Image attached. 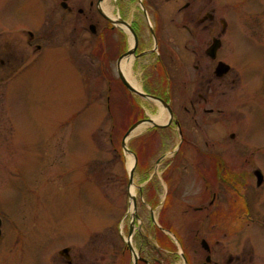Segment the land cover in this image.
Returning <instances> with one entry per match:
<instances>
[{"label": "flooded vegetation", "instance_id": "obj_1", "mask_svg": "<svg viewBox=\"0 0 264 264\" xmlns=\"http://www.w3.org/2000/svg\"><path fill=\"white\" fill-rule=\"evenodd\" d=\"M44 1L55 23L51 20L43 30L38 25L23 27L0 19V29L6 26L16 35L5 36L0 31V193L5 187L14 193L29 187L18 171L26 142L10 109L11 100L18 98L17 88L29 83L34 71L52 62V47L68 43L72 56L81 55L92 64L91 83L98 100L108 104L113 129L118 118L125 117L123 130L128 132L163 112L164 127L146 131L156 136L159 145L167 146L172 138L175 141V161L165 160L164 155L157 160L164 166L163 179L170 183L181 167L190 180L196 179L194 184H202L201 200L188 210L205 214L208 229L202 235L197 230L191 237L194 229L182 231L178 224L165 225L160 213L162 224L155 227L154 239L166 238L168 248H183L187 264H255L256 250L232 253L224 249V230L228 225L243 224L246 217L243 225L264 235V208L256 211L254 207L259 197L264 199V147L249 134L251 127L264 131V55L221 54L229 27L227 6L220 8L218 0L216 4L213 0ZM87 76L90 79L89 73ZM66 124V115H61L62 140ZM48 134L41 150L42 165L34 183L30 182L37 189L43 182H52V157L59 153L62 161L64 155L63 144L57 154L56 149L51 154ZM19 180H23L21 184ZM168 193L171 195L170 190ZM3 200L0 195V264H32L27 241L30 225L4 213ZM219 205L218 212L214 209ZM230 205L240 207L236 213L232 211L236 217L231 224ZM196 219L193 216L190 221L196 223ZM216 221L220 233L213 226ZM172 229L177 241L164 231ZM159 231L164 234L158 236ZM142 242L137 264H158L159 259L150 257L147 235ZM199 245L205 254L201 263ZM167 250L182 258L179 251ZM72 252L70 247L59 251L62 263L83 264L82 256L74 257ZM260 256L264 264V254Z\"/></svg>", "mask_w": 264, "mask_h": 264}, {"label": "rangeland", "instance_id": "obj_2", "mask_svg": "<svg viewBox=\"0 0 264 264\" xmlns=\"http://www.w3.org/2000/svg\"><path fill=\"white\" fill-rule=\"evenodd\" d=\"M262 2L218 0L220 8L227 6L225 16L229 23L222 55H264ZM46 5L44 0H0V19L23 27L38 25L43 30L51 20L55 23ZM1 30L2 35L16 36L6 26ZM71 50L68 43L55 44L50 53L52 62L34 71L30 82L17 88L18 98L11 100L10 109L26 142L18 171L23 180L27 178L29 187L16 193L5 187L0 193L4 199L1 208L13 220L30 225L27 241L33 252L29 259L32 264H63L59 251L66 247L73 249L74 257L81 255L83 264H134L135 258L123 240L129 238L131 225L134 228L131 242L138 255L142 253L139 247L143 236L147 235L151 259H159L158 264H184L182 258L174 257L167 250L182 253L184 249L168 248L166 238L154 239V229L162 224L161 213L165 225L176 227L178 224L182 231L194 229L191 237L197 230L202 235L208 229L205 214L188 210L201 200L202 184H194L196 179L190 180L189 173L181 167L178 173L172 174L170 183L163 179L166 177V173L162 174L164 166L157 164V160L164 155L165 160L175 161V141L172 138L167 146L159 145L153 133L144 134L150 126L144 127L143 132L137 131L127 142V147L141 159L134 183L129 184L131 155L122 148L127 120L118 118L117 128L113 129L107 115L108 105L98 100L91 83L92 64L86 58L82 60L81 55L72 56ZM88 73L90 79H87ZM61 115L67 117L63 140L59 129ZM7 116L3 113V118ZM47 132L51 133V154L54 155L55 149L57 154L63 144L64 155L62 161L59 153L52 157V182L48 185L43 182L37 189L30 182L34 183V176L42 165L41 150L49 135ZM249 134L264 147V131L251 127ZM145 188L151 191L141 194ZM168 190L171 195L168 193L167 208L161 211ZM129 193L136 196L137 209ZM259 198L254 206L256 211L264 208V199ZM220 205L214 210L219 212ZM151 207L158 209L151 211ZM238 209L230 205L229 224L236 217L232 211L236 213ZM193 216L198 222L190 221ZM242 219L244 223H241L246 224V217ZM214 223L216 232L220 233L217 221ZM243 224L228 225L224 230V249L232 253L256 250L255 264H262L264 235ZM167 231L176 236L173 229ZM184 233L189 238L188 232ZM163 234L159 231L158 236ZM200 252L201 263L205 261V254L203 250Z\"/></svg>", "mask_w": 264, "mask_h": 264}, {"label": "water", "instance_id": "obj_3", "mask_svg": "<svg viewBox=\"0 0 264 264\" xmlns=\"http://www.w3.org/2000/svg\"><path fill=\"white\" fill-rule=\"evenodd\" d=\"M132 89V88H131ZM133 90L136 92V90L133 88ZM149 99H152V100H155L157 101L158 103L160 104H164L162 101H160L159 99H156V98H149ZM165 105V104H164ZM145 124H150L154 127H164L163 125H160L158 123H156L154 120L150 119V120H145L143 122H140V123H137L135 124L127 133L126 135L124 136V139H123V142H122V146H123V149L125 152H128L130 154H133L127 147V141L128 139L131 138L132 134L136 131V129L142 127L143 125ZM134 158H135V163H134V167L131 169V175H130V183L132 184L133 183V180H134V172H135V167L137 166V157L135 154H133ZM259 185H261L262 183L258 182ZM130 194V197L133 201V205H134V208L137 209V199H136V196H134L132 193H129ZM136 214V213H135ZM137 218V214L135 215ZM133 233V228H131V231H130V234ZM128 243V246L130 247V249L132 251H134L133 247H132V243L130 240L127 241ZM203 245H204V248L206 247V243L203 242ZM135 259H136V264L138 263V256L135 255ZM208 260H209V257H208Z\"/></svg>", "mask_w": 264, "mask_h": 264}, {"label": "bare ground", "instance_id": "obj_4", "mask_svg": "<svg viewBox=\"0 0 264 264\" xmlns=\"http://www.w3.org/2000/svg\"><path fill=\"white\" fill-rule=\"evenodd\" d=\"M162 119H163V112H161V114L159 115V117H155V120L157 122H160ZM144 130H145V128L143 127V128H140L138 131L139 132H143ZM133 163H134V160H133L132 156H130V162H129L130 167L133 165Z\"/></svg>", "mask_w": 264, "mask_h": 264}]
</instances>
